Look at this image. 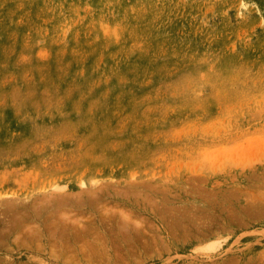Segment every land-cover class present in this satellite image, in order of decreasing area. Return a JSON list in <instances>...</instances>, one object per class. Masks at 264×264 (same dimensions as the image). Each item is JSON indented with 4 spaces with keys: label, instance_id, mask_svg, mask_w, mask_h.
<instances>
[{
    "label": "rangeland",
    "instance_id": "1",
    "mask_svg": "<svg viewBox=\"0 0 264 264\" xmlns=\"http://www.w3.org/2000/svg\"><path fill=\"white\" fill-rule=\"evenodd\" d=\"M0 264H264V0H0Z\"/></svg>",
    "mask_w": 264,
    "mask_h": 264
},
{
    "label": "bare ground",
    "instance_id": "2",
    "mask_svg": "<svg viewBox=\"0 0 264 264\" xmlns=\"http://www.w3.org/2000/svg\"><path fill=\"white\" fill-rule=\"evenodd\" d=\"M122 213H124V212H122ZM125 213H126V212H125ZM125 213H124V214H125ZM125 215H126V214H125ZM27 219H28V218H27ZM16 222H17V221H16ZM46 229H47V228H46ZM141 229H142V228H141ZM10 230H11V229H10ZM3 235H5V233H3ZM85 247H86V246H85ZM62 248H63V247H62ZM84 251H85V250H84ZM117 253H118V252H117Z\"/></svg>",
    "mask_w": 264,
    "mask_h": 264
}]
</instances>
